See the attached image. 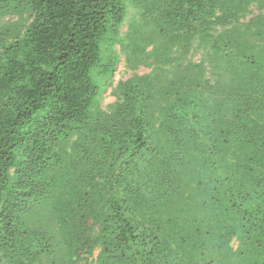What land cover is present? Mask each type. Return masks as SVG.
Listing matches in <instances>:
<instances>
[{"label": "trees", "instance_id": "trees-1", "mask_svg": "<svg viewBox=\"0 0 264 264\" xmlns=\"http://www.w3.org/2000/svg\"><path fill=\"white\" fill-rule=\"evenodd\" d=\"M0 264H264V0H0Z\"/></svg>", "mask_w": 264, "mask_h": 264}, {"label": "rangeland", "instance_id": "rangeland-1", "mask_svg": "<svg viewBox=\"0 0 264 264\" xmlns=\"http://www.w3.org/2000/svg\"><path fill=\"white\" fill-rule=\"evenodd\" d=\"M120 44L121 43H119V42L117 43V46H116L117 50H118ZM121 56L124 57V55L121 54L117 58L118 64L116 66V70H115V73L113 75V84H115L118 80H124V79L128 78L132 73V71L130 69L126 68L123 58L120 61ZM138 71L141 73V72L146 71V69L140 68ZM112 86H114V85L109 86L103 93V99H102V105L103 106H106L107 104H109L110 102H112L114 100V93L112 91L113 90Z\"/></svg>", "mask_w": 264, "mask_h": 264}]
</instances>
